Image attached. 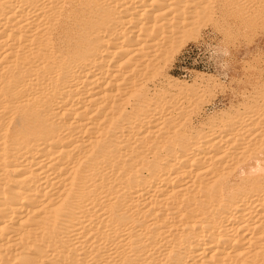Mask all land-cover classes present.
Masks as SVG:
<instances>
[{
    "label": "bare ground",
    "instance_id": "obj_1",
    "mask_svg": "<svg viewBox=\"0 0 264 264\" xmlns=\"http://www.w3.org/2000/svg\"><path fill=\"white\" fill-rule=\"evenodd\" d=\"M225 7L0 0V264H264V98L170 74Z\"/></svg>",
    "mask_w": 264,
    "mask_h": 264
},
{
    "label": "rangeland",
    "instance_id": "obj_2",
    "mask_svg": "<svg viewBox=\"0 0 264 264\" xmlns=\"http://www.w3.org/2000/svg\"><path fill=\"white\" fill-rule=\"evenodd\" d=\"M233 1L225 0L222 27H217L215 18L207 19L203 28L200 23L193 30L192 40L189 37L177 43L175 60L170 65V74L185 82L204 80L192 111L200 121L214 112L243 109L264 98V0Z\"/></svg>",
    "mask_w": 264,
    "mask_h": 264
},
{
    "label": "clouds",
    "instance_id": "obj_3",
    "mask_svg": "<svg viewBox=\"0 0 264 264\" xmlns=\"http://www.w3.org/2000/svg\"><path fill=\"white\" fill-rule=\"evenodd\" d=\"M228 53L227 52H225V55H227Z\"/></svg>",
    "mask_w": 264,
    "mask_h": 264
}]
</instances>
